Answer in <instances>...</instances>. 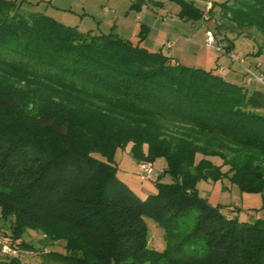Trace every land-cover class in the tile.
<instances>
[{
	"label": "trees",
	"instance_id": "1",
	"mask_svg": "<svg viewBox=\"0 0 264 264\" xmlns=\"http://www.w3.org/2000/svg\"><path fill=\"white\" fill-rule=\"evenodd\" d=\"M174 1L181 18L205 17L191 0ZM22 5L0 0V218H14L1 235L41 231L66 244L65 255H45L61 264H264V219L239 222L197 190L224 176L264 194V92ZM143 5L163 3L131 1ZM207 14L218 42L223 31H254L262 55L264 0H227ZM127 144L133 159L166 164L145 200L116 175L114 152ZM40 216L85 234L87 245L36 227ZM144 217L162 227L163 252L148 249Z\"/></svg>",
	"mask_w": 264,
	"mask_h": 264
},
{
	"label": "rangeland",
	"instance_id": "2",
	"mask_svg": "<svg viewBox=\"0 0 264 264\" xmlns=\"http://www.w3.org/2000/svg\"><path fill=\"white\" fill-rule=\"evenodd\" d=\"M18 1H21L24 10L44 14L56 22L76 28L82 33L91 32L94 35L112 33L133 43L140 40V45L147 50L151 52L161 50L164 55L173 56L175 62L188 68L218 72V67H222L223 75L228 77L227 81L233 74V70L237 72V76L234 77L235 80L240 81L239 69L240 66L245 67V64L264 74V51L262 55L255 56L259 38L254 31L243 30L235 34L223 31L220 36L218 35L219 39H223L218 42L219 46L225 48L232 42V53L239 59H243L244 65L239 66L238 63H232L227 55H221L216 50L209 49L204 45L206 31L216 33L217 19H213L207 14L209 6L211 8V5H215L216 8L227 0H191L202 14H206L201 19L189 20L179 16L180 6L174 0H158L163 3L160 8L143 5L139 9L131 8L132 0ZM210 17L211 19H209ZM166 43H169V49ZM178 49H181L179 52L181 54L174 55ZM247 88L249 91L261 90L264 92V86L255 83L248 85ZM130 149L131 144H127L114 152L113 160L116 175L138 199L145 200L156 194L154 182L162 175L166 164L163 159L151 163L153 165L152 175L149 178H143L139 170L140 165L148 161L133 159ZM199 158L197 156L196 160ZM213 162L216 165L221 164L217 158ZM222 169L225 171L227 168ZM161 182L169 183L170 178L167 175L163 176ZM197 190L199 195L205 198L209 204L219 206L225 213H231L239 222H254L258 219H264V194L242 193L235 183L224 176L216 181L200 180L197 184ZM11 219L14 220L13 217L7 221L0 218V235L1 231L11 235V226L13 227ZM144 222L147 228L148 249L163 252L165 240L162 227L148 217H144ZM36 227L46 230L53 228L59 234L70 236L83 245L88 243L85 234L75 233L71 228L46 217H38ZM16 237L17 240L3 237V243L11 248L13 253L8 255L16 259L19 264H61L48 259L45 255L52 251L62 255L67 252L65 243L49 242V236L41 231L30 230ZM21 240L32 245L34 250H21L19 247ZM7 241L13 243L16 241L14 245H16L17 250L11 247ZM0 254L7 256L1 251ZM11 259L0 256V263H7ZM142 264L150 263L144 262Z\"/></svg>",
	"mask_w": 264,
	"mask_h": 264
},
{
	"label": "built area",
	"instance_id": "3",
	"mask_svg": "<svg viewBox=\"0 0 264 264\" xmlns=\"http://www.w3.org/2000/svg\"><path fill=\"white\" fill-rule=\"evenodd\" d=\"M210 9V6H209ZM206 14V13H205ZM204 45L209 48L216 50L219 54H227L230 58L232 63H238L239 65H244V60L239 59L235 54L232 52H226L224 47L219 46L218 41L215 37V34L211 31H206L205 34V43ZM243 77L246 85L250 84H259L264 86V74L254 70L252 67H244L243 68ZM153 165L149 162H144L140 165V172L143 178H149L153 173ZM3 238L0 235V251L3 254H12L11 248L3 243Z\"/></svg>",
	"mask_w": 264,
	"mask_h": 264
},
{
	"label": "crops",
	"instance_id": "4",
	"mask_svg": "<svg viewBox=\"0 0 264 264\" xmlns=\"http://www.w3.org/2000/svg\"><path fill=\"white\" fill-rule=\"evenodd\" d=\"M167 44V48L169 49L170 48V45H169V43H166ZM182 49V48H181ZM180 49V50H181ZM183 49H184V47H183ZM180 50L178 49L176 52H175V54L174 55H178V54H181V53H179L180 52ZM232 52V51H231ZM229 53V52H228ZM221 55H223V54H221ZM225 55H227V54H225ZM228 56V55H227ZM173 59H175L173 56H171ZM240 66V65H239ZM241 68L239 69V71H240V78H241V80L239 81V80H235V78L234 77H236L237 76V72H235L234 70H233V74H231L230 75V79L228 80V81H230V82H232V83H235V84H240V85H246L245 84V81H244V77H243V68L244 67H242V66H240ZM245 67H250V66H248V65H246L245 64ZM218 73H220L226 80H227V75H223V73H224V71H223V69H222V67H218ZM239 81V82H238ZM237 82V83H236Z\"/></svg>",
	"mask_w": 264,
	"mask_h": 264
}]
</instances>
